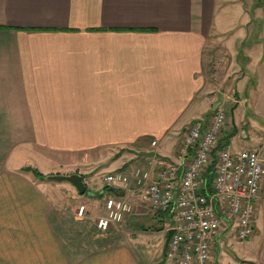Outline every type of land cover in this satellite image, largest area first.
<instances>
[{
	"label": "crops",
	"instance_id": "crops-1",
	"mask_svg": "<svg viewBox=\"0 0 264 264\" xmlns=\"http://www.w3.org/2000/svg\"><path fill=\"white\" fill-rule=\"evenodd\" d=\"M218 100L238 113L221 145L239 133L264 138V0H0V264H175L172 217L153 214L133 170L165 161L181 176L179 139L208 126ZM33 169L82 175L95 215L113 194L104 176L123 172L133 205L124 222L158 226L139 223L103 245L69 228L82 235L65 241L54 202L76 190ZM255 258L264 264V234Z\"/></svg>",
	"mask_w": 264,
	"mask_h": 264
},
{
	"label": "built area",
	"instance_id": "built-area-1",
	"mask_svg": "<svg viewBox=\"0 0 264 264\" xmlns=\"http://www.w3.org/2000/svg\"><path fill=\"white\" fill-rule=\"evenodd\" d=\"M225 122V106L216 101L208 126L192 124L186 128L178 146L179 157L186 159L181 176L174 163L165 161L154 173L149 167L133 170L135 185L145 188L150 207L172 217L166 258L175 264H211L213 243L224 221L234 227L238 240H246L254 232L256 201L264 175V138L260 137V144L253 149L234 151L222 146L215 150ZM210 166L211 178L207 173ZM104 181L113 194L104 199L103 214L95 223L101 232L131 211L124 194L129 176L115 171L106 174ZM84 209L81 204L78 215Z\"/></svg>",
	"mask_w": 264,
	"mask_h": 264
},
{
	"label": "rangeland",
	"instance_id": "rangeland-1",
	"mask_svg": "<svg viewBox=\"0 0 264 264\" xmlns=\"http://www.w3.org/2000/svg\"><path fill=\"white\" fill-rule=\"evenodd\" d=\"M225 109H226L225 110L226 122H228L227 124L229 126L227 133H229V129L231 130V127H232V122L238 121V117H237L238 113L231 112V107L226 108L225 106ZM211 113H212V110H211ZM183 133L181 135V138L183 136ZM247 135L248 136H243L241 135V133H239L236 137L232 138L231 141L229 139V142H230L229 148L235 149V150L249 149L250 147H253L254 145H256L255 147H257L258 143L260 144V141H259L260 134L256 132H248ZM179 140L181 143V139ZM57 186H61V185H57ZM57 191L60 192L59 189H57ZM126 191H125V196L127 193ZM135 192L138 196H141L142 194V192L139 190H136ZM75 194H76L75 196L78 198L76 197L75 198H65L64 199L65 202L63 203H66V204L57 203V199L60 200V198H55V202H54V205L57 208L55 210V213L57 214V215L55 214V222H56L55 225L59 229L60 233L63 232V237L65 241H67V239H70L69 240L70 243H77L78 237H80L82 234H80L79 236V234H76V233H73V234L72 232L68 233L69 228L79 229L80 227L81 229L86 230L85 231V237H86L85 241L86 242L90 241V236L92 234V235L98 236L99 238L98 241H100L99 243L103 245V242L105 240L104 236H111L113 234L117 236V234H122L126 238V236L128 235L134 236L136 235V232L137 233L141 232L142 230L139 228V223H142V226L144 228L146 227L147 228H153V227L157 228L158 226L157 225L158 220L156 221L154 217L153 219L152 218L151 219L145 218L141 220L139 219L134 226L133 225L127 226V222L126 221L124 222V220L126 216L129 215L133 211V205L130 203L128 196H127V200L129 201L131 205V211L125 215L124 219L121 222L113 224L108 230L101 232L96 228V225H95L96 220L103 214V210L101 206H98V212L96 215L94 213L91 214V212L89 213V209L87 208V206L84 204L85 202L83 201L84 199H87L88 201L90 200L88 190L82 195L78 194L77 192ZM81 204L85 205V209L82 215H78L77 210ZM151 210L153 211V214H154L155 210L153 209ZM90 211L92 210L90 209ZM88 215L89 216L91 215L92 217H89ZM223 229H225L224 233L226 234V237L222 239V245H218V244L215 245L213 243L214 245L211 251V256L213 258L211 259V264H244V263L249 264L251 262L250 260H257L255 257L260 247V244L262 242L263 234H264V175H263V182L259 190V194H258V199L256 202L255 226H254V232L252 236L246 240H238L235 237L234 227L228 221L222 222L221 231ZM75 232H77V230ZM164 238L165 237H163L160 240V243L158 245L160 249L163 246ZM85 241L83 239L82 240L80 239L79 242L82 243ZM150 244L152 243L150 242ZM155 250H157V248ZM155 250L151 249L150 253L153 254ZM167 264H169L168 260H167Z\"/></svg>",
	"mask_w": 264,
	"mask_h": 264
},
{
	"label": "water",
	"instance_id": "water-1",
	"mask_svg": "<svg viewBox=\"0 0 264 264\" xmlns=\"http://www.w3.org/2000/svg\"><path fill=\"white\" fill-rule=\"evenodd\" d=\"M47 179L56 181V182H68L75 188L76 192L80 195L84 194L87 190V187H86V184L84 183L82 175L78 173L50 174V175H47ZM172 233H173V229H169L167 231L166 244L168 243V240Z\"/></svg>",
	"mask_w": 264,
	"mask_h": 264
},
{
	"label": "trees",
	"instance_id": "trees-1",
	"mask_svg": "<svg viewBox=\"0 0 264 264\" xmlns=\"http://www.w3.org/2000/svg\"><path fill=\"white\" fill-rule=\"evenodd\" d=\"M225 137H228V135L225 136ZM221 144H222V143L220 142V139H219V141H218V143H217V145H216V147H215V150L218 149V148H220V147H222L223 145H221ZM32 172H33V174H34L36 177H38V178H40V179H45V178H47V176H45V175H43L42 173H40L37 169H33ZM106 188H107L109 191H111V189H110L108 186H106Z\"/></svg>",
	"mask_w": 264,
	"mask_h": 264
}]
</instances>
